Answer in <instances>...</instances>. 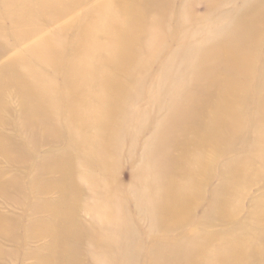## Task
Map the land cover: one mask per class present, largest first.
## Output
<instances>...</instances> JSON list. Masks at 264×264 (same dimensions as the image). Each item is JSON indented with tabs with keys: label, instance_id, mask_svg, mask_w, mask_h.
I'll return each mask as SVG.
<instances>
[{
	"label": "bare ground",
	"instance_id": "bare-ground-1",
	"mask_svg": "<svg viewBox=\"0 0 264 264\" xmlns=\"http://www.w3.org/2000/svg\"><path fill=\"white\" fill-rule=\"evenodd\" d=\"M78 1L0 0V42L35 39L41 14L60 12L66 17L75 12ZM205 1L207 14L193 18L185 4L177 9L174 0H112L88 19L89 29L80 41L83 54L70 55L64 65L65 40L57 34L54 41L44 40L25 59L14 61V70L7 67L3 72L20 96L22 118L31 133L29 146L34 151L44 145L66 151L61 163L48 156L38 158L39 178L46 173L54 177L45 191L58 194V201L44 208L52 221L39 223L41 235L50 239L42 264H85L93 255V230L81 222L80 213H90L94 225H105L97 233L120 227V201L105 187L115 175L119 153L130 145L127 154L134 157L136 142L146 129L147 115L132 112L129 99L122 96L132 90L138 96L145 81L144 63L163 79V95L152 102L165 117L155 123L139 168L144 179L150 168L157 178L172 174L164 185L161 208L156 213L140 209L144 216L168 232L173 225L191 221L203 199L211 203L209 216L217 212L227 218L235 214L229 197L264 176V55L259 50L264 44V0ZM95 18L97 23H92ZM173 19L192 21L196 41L182 46L176 63L165 68L154 50L165 40ZM135 29L143 30L139 41L127 35ZM187 77L192 78L189 86L184 83ZM171 92L179 95L180 106L167 101ZM3 99L0 85V113L8 110ZM243 141L239 158L220 170L222 187L208 191L212 155L227 156V149ZM0 156L16 164L30 159L24 147L5 148L1 143ZM3 177L0 170V195L13 201L8 191L14 185ZM86 188L93 191L97 204L85 198ZM129 196L140 201L146 195L131 190ZM10 234L0 220V239ZM251 243L246 235L241 243L218 245L207 264H254ZM260 253L264 264V247ZM102 262L104 258L96 264Z\"/></svg>",
	"mask_w": 264,
	"mask_h": 264
},
{
	"label": "rangeland",
	"instance_id": "rangeland-1",
	"mask_svg": "<svg viewBox=\"0 0 264 264\" xmlns=\"http://www.w3.org/2000/svg\"><path fill=\"white\" fill-rule=\"evenodd\" d=\"M111 1L79 0L75 12L66 17L60 12L54 14L45 12L38 17L41 30L35 39L25 43L11 39L0 42L2 49L0 85L3 88V102L8 107L7 111L3 110L0 113V143L5 148L19 145L30 155V159L22 164H16L13 160L0 156V170L4 174V181L14 185L8 193L15 199L10 201L0 195V220L11 232L10 237L0 239L2 251L0 262L3 264H42L41 259L47 256L50 239L41 235L39 223L52 221L51 213L44 208L56 203L58 194L51 190L45 191L54 177L46 173L39 178L38 158L48 156L56 163L66 159V151L63 147L44 145L34 151L29 146L31 133L22 118L20 96L11 84L9 75L3 72L7 67L13 66L14 64H11L17 59H25L37 44L44 40L54 41L57 34H62L65 40L64 56L61 61L64 65L67 64L70 55L83 54L85 47L80 41L89 29L88 19L91 18L92 13ZM183 4L187 6V11L193 18L205 16L209 6L205 0H174L177 9ZM92 23H97V19H92ZM193 24L192 21L179 19H173L168 24L165 40L154 50V56L163 62L165 68L176 63L178 60L176 53L182 46L196 41L191 36ZM149 31L153 33L155 28L151 26ZM127 35L139 41L143 38V30L135 29ZM104 42L108 43L109 39ZM138 47L139 45H136V48ZM259 50L264 55V44ZM140 58L141 61L144 60L143 56ZM143 65H146L145 81L137 93L138 96H135L133 90L122 96L129 99L132 112H143L147 115L146 129L136 142L134 157L130 158L127 154L130 145L119 153L115 164V175L112 180H107L109 183L105 187L107 191H114L115 197L120 201L121 207L117 206L116 213V217L121 220L120 227L97 233L100 229L104 230L105 225H94L90 213H80L81 222L85 227L93 230L91 241L95 244L94 253L85 264H96L102 258H104L102 264L115 262L116 264H192L199 258L202 259L201 264H207L208 257L214 255L218 245L241 243L246 235L252 238L249 251L251 257L255 259L254 264H263L260 249L264 247V176L256 178L242 192L234 193L229 197L230 207L235 214L227 215V218L217 212L209 216L207 212L211 203L201 199L191 221L173 225L167 232L160 228L157 222L140 212V209H143L156 213L161 208L164 185L172 175L168 173L164 177L157 178L155 171H151L150 168L148 178L144 179L139 168L144 154L148 152L147 143L154 133L155 123L159 118L165 117V114L160 115L152 102L153 99L163 95L161 86L164 84L163 79L159 80L149 63ZM183 67L186 68L188 65L183 63ZM9 69L14 70L15 67ZM191 79V77L185 78L184 83L189 86ZM28 80L33 81V77H29ZM186 91L190 92V90ZM167 101L180 106V97L175 92L167 94ZM245 145L246 142L243 141L227 149V156L212 155L213 163L207 180L208 191H218L222 187L224 177L220 175L221 168L236 161ZM18 188L22 191L21 194L17 191ZM83 190L85 198L97 204L93 191L90 188ZM131 190L146 196L136 201L129 196ZM126 220L129 221V226L125 225ZM205 225L209 226L208 229L201 228ZM12 238H15V241ZM82 251L86 252L87 248H83Z\"/></svg>",
	"mask_w": 264,
	"mask_h": 264
}]
</instances>
